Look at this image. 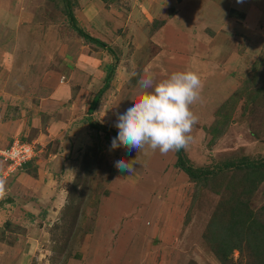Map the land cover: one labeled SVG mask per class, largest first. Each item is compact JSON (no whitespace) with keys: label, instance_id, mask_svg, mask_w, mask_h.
I'll use <instances>...</instances> for the list:
<instances>
[{"label":"rangeland","instance_id":"rangeland-1","mask_svg":"<svg viewBox=\"0 0 264 264\" xmlns=\"http://www.w3.org/2000/svg\"><path fill=\"white\" fill-rule=\"evenodd\" d=\"M71 3L80 28L106 46L73 28L64 0H0V62L10 63L0 79L10 85L14 69L24 72L19 91L3 87L0 92L36 101L50 96L55 117L69 107L66 119L79 115L76 126L85 131L73 170L60 169L67 152L59 154L61 148L64 152L59 144L68 137L58 133L41 140L45 144L36 142L40 149L45 146L37 160L44 159L49 174L43 172L33 184L16 182L6 170L8 179L0 174L7 191L0 199V264H130L142 248L151 255L153 248L162 254L174 248L182 262L191 264L201 252L209 264H222L204 233L225 191H214L215 184L195 187L177 166L176 151L161 155L145 146L129 153L110 145L118 134L116 113L141 95L138 80L145 69L157 81L190 69L203 83L201 98L192 105L198 122L183 149L190 162L217 171L245 155L264 157V0ZM110 66V87L88 113ZM63 81L72 88L67 100L51 96ZM35 88L40 91L34 93ZM14 140L1 144L0 171L5 168L1 154ZM118 158L135 160V170L120 172L114 166ZM229 178V172L216 176L217 181ZM249 205L264 206V181ZM226 220L210 222L207 231L223 248L237 238ZM248 259L247 250H234L226 264H251Z\"/></svg>","mask_w":264,"mask_h":264},{"label":"clouds","instance_id":"clouds-1","mask_svg":"<svg viewBox=\"0 0 264 264\" xmlns=\"http://www.w3.org/2000/svg\"><path fill=\"white\" fill-rule=\"evenodd\" d=\"M138 84L143 90L138 99L123 113H116L114 127L118 134L112 138L110 150L122 146L131 153L143 151L147 146L153 152L158 150L161 155H167L187 149L192 141L191 131L198 122L192 105L201 98L203 83L199 74L185 69L157 81L145 69ZM135 164V160L118 158L114 166L120 172L130 174L135 170ZM6 195V181L0 177V199Z\"/></svg>","mask_w":264,"mask_h":264},{"label":"trees","instance_id":"trees-1","mask_svg":"<svg viewBox=\"0 0 264 264\" xmlns=\"http://www.w3.org/2000/svg\"><path fill=\"white\" fill-rule=\"evenodd\" d=\"M64 2L66 3L65 12L69 14L73 28L84 38L94 41L98 45L106 46L105 42L88 35L80 28L71 9V0H64ZM109 69L105 77L104 86L92 100L88 113L93 112L98 102H100L103 93L110 87L113 66H110ZM184 153L183 148L176 151L178 158L176 163L194 181L195 187L199 189L207 185L215 184L213 186L214 191L218 193L220 190L225 191V196L218 204L210 222L212 223L220 219L222 223L226 224V219L228 218V225H231L237 238L234 242H231V245L228 246L229 248H223L219 244L216 245L210 234H207L208 228L212 226L210 222L204 233L205 239H207L211 248L214 249L222 264H226V259L234 250H238L239 252H245L247 250L248 260L251 264H264V206L258 208V210H254L249 205V199L255 193L258 183L264 181V157L253 158L245 155L235 161L224 162L215 171V169L212 170L210 167L194 166ZM32 164V161L26 163L18 172H34L29 168ZM224 172L230 173L229 180L224 181L220 179V181H217L216 176ZM239 184L241 185L238 188ZM244 242L247 244V248H243ZM222 244H224L223 241Z\"/></svg>","mask_w":264,"mask_h":264},{"label":"crops","instance_id":"crops-1","mask_svg":"<svg viewBox=\"0 0 264 264\" xmlns=\"http://www.w3.org/2000/svg\"><path fill=\"white\" fill-rule=\"evenodd\" d=\"M216 44L217 42L212 44L210 47H213V46L216 47ZM8 64H10L9 60L0 62V65H2L0 67L1 69L0 74L6 73V69L4 68V66L6 67L8 66ZM20 69L13 70L12 72L13 78H12L10 85L9 83L6 84L5 83L6 80L5 79L2 80L1 78L0 79V89L4 87V89L9 88L8 92L19 91V84H17L18 77L24 75L23 74L24 72L19 71ZM239 83H240V79H239ZM38 91L40 90L38 89L36 90L35 88L34 93H37ZM50 93H52V91ZM71 93H72V88L67 86V83L63 81L62 84L58 86V88H56L54 95H51V96H54L56 98L65 97L64 99L67 100L68 98L66 97H68V95H71ZM9 99H12V100H9ZM52 102H53V99L50 98V96H46L41 101H36L35 98L32 96L19 97V95L11 94L10 98H8L3 92H0V147L2 143L5 144L9 142V139L12 138L14 140L15 138H18L19 136H30V135H32L33 137L36 136L35 139H33L35 142L45 144L41 140L46 141L47 135H51V136L53 135L57 137L58 133L60 134L65 133L67 134L68 138L64 141H61V143L59 144V146L62 145L61 147H63L64 152L61 151L62 148L60 147L61 149H59V154H63L67 152V162L64 163L67 169L63 166V164L60 167V169L62 170L64 169L65 172L67 173L73 170L74 167L76 166L75 164L78 163V161H75L74 158L76 157L78 153V149H80L81 142L85 141V135H84L85 131L82 130L80 126H76L79 123V119H80L79 115L73 116L71 119L69 118L66 119V115L69 116L70 114L69 107L66 109L67 110L66 114L62 115V116H65L64 120L62 119V116L57 115L55 117L53 110H52L54 108ZM57 104L62 105L60 101H57L56 105ZM35 133L36 135H34ZM44 147L45 146L43 147L41 146L42 149H44ZM42 149H40L39 156H40V153L42 152ZM37 158L33 162V164L29 166V168H31L34 172L29 173L27 171H19V172L17 171L16 173H13V174H16V179H17L16 182L23 183V181H27L28 183L33 184L38 179L43 178L42 176L43 172H46L45 174H49V170H47V167L45 168L46 165L44 164L45 163L44 159L41 158L37 160ZM63 158L64 157L60 156V160H62V162H64ZM58 164L59 163L57 162V165ZM37 169H38V172H37ZM19 188L21 187H18L17 189ZM2 207L4 208V206ZM2 207H0L1 215H3V212H4V209ZM154 227H156V225H154ZM183 227H184V222L181 224L178 223V225L176 226V232L177 230ZM168 232L171 233V230L169 229ZM170 238L173 239L172 236ZM160 249L161 248H153L151 250V253L153 256L149 254L150 250L148 252V249L142 248V250H136L135 254H132L130 257V259L132 260L130 264H184V263H187V262L181 261L180 252L177 253L176 251L175 252L172 251V249L174 248L172 249L167 248L169 251V254L167 253L162 254L161 252H159ZM200 251L202 250L200 249ZM196 259H197V262H194L196 264H209V261H207L206 256H204V254L201 255V252H199L197 257L194 258V260ZM190 262L191 261H189L187 264H191Z\"/></svg>","mask_w":264,"mask_h":264},{"label":"built area","instance_id":"built-area-1","mask_svg":"<svg viewBox=\"0 0 264 264\" xmlns=\"http://www.w3.org/2000/svg\"><path fill=\"white\" fill-rule=\"evenodd\" d=\"M2 151V150H1ZM1 154L4 163V170L0 174L8 178L11 174L16 173L28 162L34 160L39 156V148L33 141H24L22 139H15L13 143L3 151ZM8 172L7 175L6 171ZM8 176V177H7Z\"/></svg>","mask_w":264,"mask_h":264}]
</instances>
